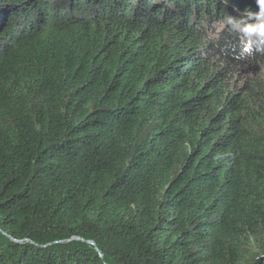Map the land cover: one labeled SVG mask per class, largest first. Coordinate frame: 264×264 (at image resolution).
Segmentation results:
<instances>
[{"label": "trees", "instance_id": "trees-1", "mask_svg": "<svg viewBox=\"0 0 264 264\" xmlns=\"http://www.w3.org/2000/svg\"><path fill=\"white\" fill-rule=\"evenodd\" d=\"M0 264H264V0H0Z\"/></svg>", "mask_w": 264, "mask_h": 264}]
</instances>
